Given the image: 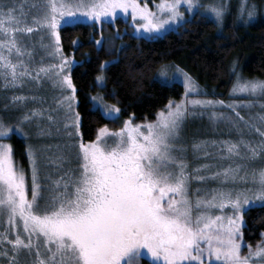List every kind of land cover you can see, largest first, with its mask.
<instances>
[{
  "label": "snow or ice",
  "instance_id": "6c2138e0",
  "mask_svg": "<svg viewBox=\"0 0 264 264\" xmlns=\"http://www.w3.org/2000/svg\"><path fill=\"white\" fill-rule=\"evenodd\" d=\"M182 5L205 20L211 14L218 26H223L231 7L227 0H160L156 8L166 14L162 18L138 0H40L41 14L33 15L29 26L23 4L0 0V88L48 81L59 89L55 107L28 108V101L43 105L45 98L20 93L5 97L0 108V264H140L142 249L155 264H264V232L255 247L242 244L244 213L264 206V103L258 105L260 111H250L258 98L264 99V79L243 78L233 62L231 94L251 99H189L202 91L196 82L178 66L162 65L157 70L162 83L182 81L185 92L180 101L169 100L153 121L133 123L130 116L120 128L103 125L95 139L82 140L72 78L77 62L63 54L59 28L81 18L93 24L113 22L118 10L130 9L136 32L160 33L185 20ZM257 9L251 0H239L234 22L247 25ZM137 17L143 23H137ZM35 30L47 32L49 43L40 46L50 48L48 55L58 63L34 64L35 44L23 37ZM95 43L103 46L104 38ZM108 46L111 50V40ZM111 63H101L97 87H106L103 70ZM104 97L101 92L89 96L90 110L119 119L121 108ZM217 105L228 111H215ZM197 107L199 113L189 110ZM238 109H249L247 118ZM9 111L19 113L15 122L5 121ZM205 114L213 123H226L236 136L194 140L193 158L209 162L192 167L188 145L178 141L186 119ZM23 125L35 132H25ZM53 125L56 133L63 128L67 141L27 144L25 170L5 139L13 128L26 139L51 137ZM54 147L56 151L44 157L45 167L52 166V171L42 177L41 157ZM209 148L215 149V156ZM216 159L228 164H217ZM73 162L74 167L56 174ZM209 181L217 186L207 187ZM242 247H247L246 254Z\"/></svg>",
  "mask_w": 264,
  "mask_h": 264
},
{
  "label": "trees",
  "instance_id": "16d2710c",
  "mask_svg": "<svg viewBox=\"0 0 264 264\" xmlns=\"http://www.w3.org/2000/svg\"><path fill=\"white\" fill-rule=\"evenodd\" d=\"M234 19V13H230L219 28L213 19L205 20L197 13L177 29L155 38L135 35L122 18L104 23L101 28L88 22L63 26L62 47L77 61L72 78L77 87L82 139H94L103 125L118 126V119L104 118L100 111L90 110L89 96L99 90L105 93L107 102L121 108L120 118L132 116L141 122L154 119L169 100L181 97L182 84H166L155 78L160 65L167 62L187 70L207 90L206 95L215 98L229 96L234 82L233 62L244 77L263 79L264 15L247 25ZM101 33L105 43L98 47L94 38ZM117 33L120 38H115ZM74 40H78V45H73ZM116 55L117 59L104 69L106 87H97L95 77L101 71V63ZM111 92L115 95H108ZM11 141L16 161L27 166L25 140L14 135ZM244 218V238L256 242L264 232V206L249 208Z\"/></svg>",
  "mask_w": 264,
  "mask_h": 264
},
{
  "label": "rangeland",
  "instance_id": "374dc122",
  "mask_svg": "<svg viewBox=\"0 0 264 264\" xmlns=\"http://www.w3.org/2000/svg\"><path fill=\"white\" fill-rule=\"evenodd\" d=\"M4 2L8 3V4L15 3L17 5L23 4L24 5V10L28 13L29 26H31V23H30L31 17L33 15L39 16L41 14V12H40V0H4ZM208 2H209V0H200V3H202V4L203 3H208ZM227 2L231 5L229 14L230 13H234V15H235L236 14V6L239 3V0H227ZM251 2H254L258 6L255 18L258 15H260V14L264 15V1L251 0ZM138 3H140L142 6L146 3L148 8H149V10L157 12V14L161 15L162 18H163L164 15H166L165 13H159L157 8H156V5L160 3V0H138ZM32 4H36L37 6L36 7H31ZM179 10L184 13L185 20L179 22L178 24L167 25L165 30H163L160 33H151V34H149V33L144 32L143 30H141L140 32H136L135 31V25L132 22V15H131V10L130 9H129V11L127 13H121L118 10V15L113 18V22L112 23H115L117 18H122V19H124L125 21L128 22V24L130 25L131 32L134 33L135 35L145 36V37H149V38H155V37L161 36L162 34H164L165 32H167L169 30L177 29L180 24L184 23L187 19H190L195 14H197L196 12H194V13L187 12L185 6H183V5L180 7ZM200 11L202 12L203 10L201 9ZM229 14L226 16V18L224 20V23L226 22V19L229 16ZM208 17L214 20V18L211 17V14H209ZM78 22L92 23L91 21H89L86 18H81ZM136 22L137 23H143V21L139 17L136 18ZM75 23H77V22H75ZM224 23H223V25H224ZM237 23H243V22H237ZM103 24L104 23H96L95 25L98 28H101ZM62 27L59 28V31H60V29ZM221 27L222 26H219V28H221ZM41 37H43V41H41ZM101 37L105 38L103 33H101L98 38H94V40L95 41L99 40V39H101ZM23 39L25 41H29V42H32V43L35 44L34 56H33V61H34L35 65H39L41 62L43 64H53V63H58L59 62L58 59L48 55V53L51 51L50 48H42L40 46L41 42L44 43V44H48L49 43V37H48V34H47L46 31L35 30L31 34V36L25 35L23 37ZM76 41H78V40H76ZM61 46H62V44H61ZM62 50H63V54L64 55L71 56L75 60V57H74L73 54H67L64 51L63 47H62ZM117 57H118L117 55L113 56L112 58H110L107 61H114V60L117 59ZM162 65L178 66L180 69H182L184 72H186L189 76H191L192 79L196 82V84L199 86V88L202 91H201V93L199 95L190 96L189 99L195 98V99L223 100L226 103L246 102L249 99H251V97L248 96L247 94H243V93L231 94V89L233 88V84H234L235 79H236L235 75H234V82H233L232 87L230 89L229 96L226 99H224V98H215V97H211V96L206 95L207 90L200 83H198V81L187 70H185L181 66H179V65H177L175 63H172V62H167V63H164ZM162 65H160V67ZM237 71L242 75V73L238 70V68H237ZM100 73H101V71L98 74H100ZM103 74H104V70H103ZM242 77L246 78L243 75H242ZM155 78L158 79V72L155 73ZM247 79H250V78H247ZM175 82H178V83L182 84V81H180V80L175 81ZM175 82H164V83L173 84ZM98 92H101V91L99 90L96 93H98ZM184 92H185V89H184L181 97L173 98L171 100L180 101L181 98L184 96ZM20 93H23L26 96L36 95L38 97H44L45 98V103L43 105H41L39 102L28 101L27 102V107L28 108H32V107H49V106L55 107V104L53 102V98L59 96V89L54 88L51 85V83L48 82V81L42 82V84L40 86H38L35 82L28 81V82H26V84H25V86L23 88H16L14 90L13 89H8L7 91H5L2 88H0V108H2V105L5 102V100H4L5 97H10L13 94H20ZM96 93H94L92 95H95ZM260 103H264V99L258 98L257 99V106L253 107L250 111L251 112L260 111V108L258 107V105ZM164 107L162 109H164ZM76 110H77V106H76ZM189 110L190 111H195L197 113H199L201 111V109L199 107H197L196 109L190 108ZM214 110L217 111V112H227L228 111V109L223 108V107H221L219 105H217V107ZM238 111H240L241 114L244 115L247 118V116L249 114V109H238ZM18 115H19V113L16 112V111L6 112V113H4L5 121L6 122H8V121L15 122L16 117ZM128 118L129 117L120 118V114H119V119H118V124H117L118 126H113V127L108 126V127L110 129H112V130L118 129V128H120L122 126L123 121L125 119H128ZM155 119H156V117L154 119H152V120H147V121H153ZM142 122H145V121H142ZM142 122L133 120V123H142ZM41 123L42 124H47V121H42ZM23 128H24L25 132H29V133H34L35 132V128L34 127H30L29 125H23ZM55 128H56V126L53 125L52 126L53 135L51 137H44V138H39V139H37V138L26 139L25 136L22 133L17 132L15 130V128H13V130L9 133V137L7 139H5L4 142L11 144L13 146V150H14V145H13V142L11 141V138L14 135L23 138L25 140V142H26V145L27 144H36V145L64 144L67 141L68 138L64 135L63 128L61 127V130H60L59 133H56ZM69 131H71V129H69ZM80 133H81V129H80ZM229 136H231L232 138H235L236 134H235V132H230L229 131V126L226 123H224V122L213 123V122L209 121L208 116L206 114L203 115V116L196 115V116H189L186 119V121L184 122L182 131H181V140L178 141V143H183V144L188 145L187 158H188V160L190 162V165L192 167H194V166H196L198 164L209 162V161H206L204 159H194L193 158L191 144H192V142L194 140L195 141L205 140V139H207V140H213V139L214 140H221V139H228ZM84 142H88V141H84ZM26 145H25V152H26ZM208 150L213 153V156L216 155L215 149L209 148ZM55 151H56V149L54 147L53 149H51L50 152L44 153V155H42L41 161H40L41 176L42 177L44 176L45 172L52 171V166L45 167L46 161H45L44 157L48 156V155H51V153L55 152ZM18 163L23 168H25V170H28L29 162H28L27 166L21 164L20 162H18ZM215 163H217V164L223 163L224 165H227L228 161H220L219 159H216ZM74 166H75V162H73V165L65 164L64 167L62 169H60L56 174L59 175L60 172L66 171L69 167H74ZM201 174H204V173H201ZM27 179L30 182V176L27 177ZM41 182L44 183L43 180ZM196 186L197 185H195V184L193 185V187H196ZM206 186L207 187H216L217 185L215 183L209 181ZM244 220H245V218H244ZM260 240H261V237L256 242L247 241L244 238V234H243L242 244H245V243L246 244H251L253 247H255L257 242L260 241ZM247 251H248L247 247H242V254H246ZM146 252H147L146 249H142V253H145V255L141 256L140 264H155V262L151 261L150 255H147ZM23 258L24 257L22 255L21 259H23ZM159 264H162V262H159ZM193 264H195V262H193ZM213 264H220V262H215L214 261Z\"/></svg>",
  "mask_w": 264,
  "mask_h": 264
}]
</instances>
